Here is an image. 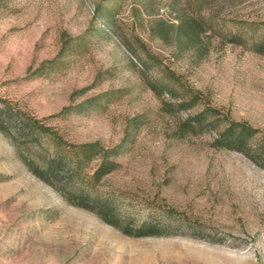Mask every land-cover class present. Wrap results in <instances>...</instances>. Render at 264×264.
<instances>
[{
    "label": "rangeland",
    "instance_id": "obj_1",
    "mask_svg": "<svg viewBox=\"0 0 264 264\" xmlns=\"http://www.w3.org/2000/svg\"><path fill=\"white\" fill-rule=\"evenodd\" d=\"M198 14L201 50L154 28ZM263 34L264 0H0V107L50 128L21 151L47 155L53 132L118 147L94 190L122 223L168 231L127 235L71 204L0 131V264H264V168L211 125L180 128L212 107L264 137Z\"/></svg>",
    "mask_w": 264,
    "mask_h": 264
},
{
    "label": "trees",
    "instance_id": "obj_2",
    "mask_svg": "<svg viewBox=\"0 0 264 264\" xmlns=\"http://www.w3.org/2000/svg\"><path fill=\"white\" fill-rule=\"evenodd\" d=\"M205 23L206 21L198 14L180 17L175 26L165 25L164 20L158 21L154 28L158 30V35L163 40L173 42L178 49L192 46L201 50L199 42ZM230 38L231 42L240 44L246 42V36L238 32L232 33ZM250 49L264 55V34L252 41ZM195 99L196 97L191 99V102H194L192 104H195ZM219 114L216 109L206 107L182 122L180 128L183 130L188 127L201 133L205 131L204 126L211 125L216 130L213 141L216 147L241 152L264 168V137H258L260 129L247 121L233 119L229 115L220 117ZM48 130H50L48 126L22 115L16 109L0 107V131L11 136L18 155L28 169L58 190L68 202L96 212L106 222L127 235L153 236L168 232L167 229H162L157 223L152 222H143L139 225H134L130 221L122 223L117 209L94 190L105 176L120 166L115 159L120 153L118 147H105L99 141L64 146L61 143L62 138L53 132L51 133L53 146L47 155L33 152L24 154L21 151V142H26L29 138L34 142V146H42L39 136ZM88 169L91 170L88 172Z\"/></svg>",
    "mask_w": 264,
    "mask_h": 264
}]
</instances>
